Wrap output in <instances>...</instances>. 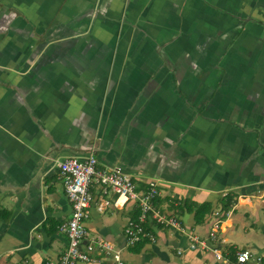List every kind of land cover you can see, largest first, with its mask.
<instances>
[{
	"label": "crops",
	"instance_id": "obj_1",
	"mask_svg": "<svg viewBox=\"0 0 264 264\" xmlns=\"http://www.w3.org/2000/svg\"><path fill=\"white\" fill-rule=\"evenodd\" d=\"M88 154L136 191L154 182V205L182 229L149 218L155 239L128 245L138 202L100 210L92 183L82 248L106 239L129 264H227L178 253L221 209L215 245L264 264V0H0V264L65 250L57 162ZM99 252L86 264L113 263Z\"/></svg>",
	"mask_w": 264,
	"mask_h": 264
},
{
	"label": "built area",
	"instance_id": "obj_2",
	"mask_svg": "<svg viewBox=\"0 0 264 264\" xmlns=\"http://www.w3.org/2000/svg\"><path fill=\"white\" fill-rule=\"evenodd\" d=\"M57 166L72 207L69 219L61 225L67 236V246L56 260H46L43 264H86L94 261L99 251L107 253L113 259L112 264H129L109 240L96 239L87 242L84 248L81 247L82 239L86 234V220L90 214L91 203L96 201L91 190L92 183L99 187L97 208L100 210L106 205L122 208L124 202L129 199L138 202L140 212L137 218L128 220L124 227L128 245H134L144 239H155L153 233L144 227V222L149 218L159 224L182 229L176 216L168 215L154 205L153 199L158 194L154 182L149 183L148 189L136 191L133 179L127 171L99 167L94 154H88L84 158L67 156L59 160ZM110 193H115L113 200L107 198ZM229 212L221 209L212 210L207 234L201 236L189 232L187 246L183 249L178 248V253L184 249L202 248L212 251L217 259H223L227 264H251L252 253L249 249L237 250L235 256L231 258L224 255L215 245L221 242L218 230L222 218ZM257 258L256 263L263 264L261 259Z\"/></svg>",
	"mask_w": 264,
	"mask_h": 264
},
{
	"label": "trees",
	"instance_id": "obj_3",
	"mask_svg": "<svg viewBox=\"0 0 264 264\" xmlns=\"http://www.w3.org/2000/svg\"><path fill=\"white\" fill-rule=\"evenodd\" d=\"M230 199L227 198V201L225 202L224 208L226 209L229 206V201ZM210 210L209 204L208 203H200L196 204V209H195V217L197 222H201L204 218V215ZM140 242V241H139ZM138 243V242H137Z\"/></svg>",
	"mask_w": 264,
	"mask_h": 264
}]
</instances>
